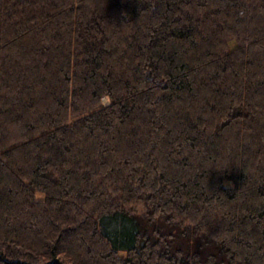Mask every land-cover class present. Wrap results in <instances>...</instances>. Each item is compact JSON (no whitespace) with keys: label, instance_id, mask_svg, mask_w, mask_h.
Returning <instances> with one entry per match:
<instances>
[{"label":"trees","instance_id":"trees-1","mask_svg":"<svg viewBox=\"0 0 264 264\" xmlns=\"http://www.w3.org/2000/svg\"><path fill=\"white\" fill-rule=\"evenodd\" d=\"M69 263L264 264V0H0V264Z\"/></svg>","mask_w":264,"mask_h":264},{"label":"rangeland","instance_id":"rangeland-1","mask_svg":"<svg viewBox=\"0 0 264 264\" xmlns=\"http://www.w3.org/2000/svg\"><path fill=\"white\" fill-rule=\"evenodd\" d=\"M234 47H235V44L233 42L232 43H229V48H232L233 49ZM103 101H104V103H107L108 102V98H104ZM43 197H44V193H42V192H38L36 194V198L37 199H42ZM137 210L140 213L144 212V208L142 206H138L137 207ZM69 264H73V263H69Z\"/></svg>","mask_w":264,"mask_h":264}]
</instances>
